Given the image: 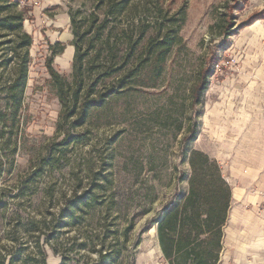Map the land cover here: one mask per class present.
Wrapping results in <instances>:
<instances>
[{
    "label": "rangeland",
    "instance_id": "374dc122",
    "mask_svg": "<svg viewBox=\"0 0 264 264\" xmlns=\"http://www.w3.org/2000/svg\"><path fill=\"white\" fill-rule=\"evenodd\" d=\"M102 1L58 0V5L45 10L37 9L36 0L20 1L26 18L23 30L32 37L31 60L19 121L14 128H5L4 144L0 139L4 160L0 201L7 205L0 209V264H10L17 249L14 239L26 242L28 249L12 264H38V222H48V213H56L72 190L96 183L103 188L97 190L101 204L93 220L76 231L63 228L58 252L67 249L74 237L78 241L90 237L98 244L109 223H114L122 241L124 229L132 224L115 264H165L155 226L147 225L186 192L190 150H211L225 139L218 135L228 133L231 151L221 170L225 179L242 171L236 167L246 173L264 166V0H131L124 13L108 20L100 40L109 39L116 55L110 64H126L123 71H128L146 59L141 51L128 57L129 44L141 32L146 37L162 34L171 17L181 25V42L172 48L160 73L153 62L146 64L124 90L89 111L83 126L63 120L58 129L60 105L44 66L51 45L46 34L54 30L53 39L72 40L69 12L78 11L80 33H86V43L98 45ZM92 14L97 16L95 23ZM45 17L60 29L49 27ZM101 46L96 66L109 61L108 47ZM72 59L65 52L53 60L54 69L68 82ZM209 71L206 89L195 101L198 80ZM6 78L7 73H1L2 81ZM116 82H105L97 92L104 93ZM193 131L196 136L191 140ZM15 139L17 149L8 172ZM24 185L28 190L16 197ZM40 229L46 264H60L61 256L45 242L49 230ZM67 255L71 260L66 264H91L96 258L89 248Z\"/></svg>",
    "mask_w": 264,
    "mask_h": 264
},
{
    "label": "trees",
    "instance_id": "16d2710c",
    "mask_svg": "<svg viewBox=\"0 0 264 264\" xmlns=\"http://www.w3.org/2000/svg\"><path fill=\"white\" fill-rule=\"evenodd\" d=\"M21 0H0V139L4 141L5 128H14L20 117L23 97L27 85L28 67L30 65L29 49L32 37L23 30L25 11L20 9ZM102 1V0H101ZM131 0H103L101 3L103 19L97 26L98 45L90 41L86 43L85 34L80 33L81 19L77 20L79 12H69L70 28L73 35L71 45L74 48L72 59V81L68 82L53 67V60L63 53L65 46L61 43L49 45V56L45 59V69L49 75L50 84L53 86L60 105L58 129L61 122H72L74 126H83L89 111L102 106L112 95L124 90L140 70L148 63L157 66V74L161 72L163 64L172 48L181 42L178 35L181 25H176L172 17L167 21L164 32L156 37H146L141 32L137 40L130 43L131 54L137 51L145 52L147 57L128 71H123L127 65L111 63L116 58L109 39L100 41L104 34L106 24L110 18L115 19L130 7ZM184 12L183 9H181ZM183 21V18L181 19ZM97 21V16L92 14V22ZM221 22V23H220ZM218 20L217 25L223 20ZM232 25H229L231 28ZM229 34H225V36ZM87 44V46H85ZM108 47V63L96 66L100 62L102 46ZM85 46V47H84ZM92 50V55L89 52ZM126 56V57H127ZM123 66V67H122ZM6 72L7 78L2 81L1 73ZM210 71L199 78L194 89L193 98L198 101L207 86V77ZM117 81L111 89L104 93L97 89L108 81ZM66 131V140L69 137ZM196 133L192 132L190 139H195ZM186 140V137H184ZM73 140H78L74 136ZM16 139L11 143L8 172L13 167V158L17 145ZM6 158V156H5ZM3 157L0 156V176L3 172ZM189 176L187 190L181 196L174 198L163 207L159 216L147 228L155 226L157 243L165 264H218L222 251L223 228L228 218L231 200V188L221 173V168L216 160L199 150H190L188 156ZM103 186L96 183L88 188H75L64 205L57 208L56 213H48L49 221L38 222V237L35 246L40 260L38 264H46V255L39 246L40 226L49 230L46 243L50 244L52 251L61 256V263L66 264L71 258L67 255L78 253L89 248V252L96 255L91 264H115L120 259L124 243L133 225H128L122 233V241L116 237L118 230L114 223L105 225L102 230L103 239L96 244L90 237L78 241L75 237L71 245L58 252L56 246L63 228L76 231L83 224H89L94 218V213L101 203L98 189ZM28 190L24 185L18 190L16 197H22ZM6 203L0 201V209H5ZM37 228V227H36ZM111 238V239H110ZM110 239L107 243L106 240ZM54 242L55 244L51 243ZM17 249L10 264L19 261L27 251V243L14 239ZM16 246V245H15ZM29 257V253L26 258Z\"/></svg>",
    "mask_w": 264,
    "mask_h": 264
},
{
    "label": "crops",
    "instance_id": "0c3cea01",
    "mask_svg": "<svg viewBox=\"0 0 264 264\" xmlns=\"http://www.w3.org/2000/svg\"><path fill=\"white\" fill-rule=\"evenodd\" d=\"M36 1L38 10H45L59 3L58 0ZM45 19L49 27L60 29L54 20L47 17ZM53 33H55L54 30L51 33L48 31L46 34L51 45L63 44L67 41L72 42L68 37L63 36L62 41L61 39H53ZM71 42L70 44H63L65 49L61 55L66 52L71 57L73 56L74 48ZM218 136L225 139L221 140V143L214 144L211 150L203 148L200 151L216 160L222 170V162L225 163V156L231 150L229 148L230 142L227 139L229 134L224 133ZM238 145V152H241L242 142L240 141ZM238 168L242 171L238 170L237 174L230 175L229 179L224 177L231 188V200L228 218L223 228L222 251L218 264H261L264 260V209L262 208L263 199L258 192L264 188V166L254 167L246 173L243 171L245 168L236 167V169Z\"/></svg>",
    "mask_w": 264,
    "mask_h": 264
},
{
    "label": "built area",
    "instance_id": "2783aa9c",
    "mask_svg": "<svg viewBox=\"0 0 264 264\" xmlns=\"http://www.w3.org/2000/svg\"><path fill=\"white\" fill-rule=\"evenodd\" d=\"M258 194L263 199V207H264V190L259 191Z\"/></svg>",
    "mask_w": 264,
    "mask_h": 264
}]
</instances>
